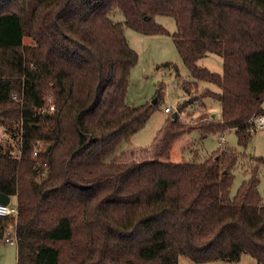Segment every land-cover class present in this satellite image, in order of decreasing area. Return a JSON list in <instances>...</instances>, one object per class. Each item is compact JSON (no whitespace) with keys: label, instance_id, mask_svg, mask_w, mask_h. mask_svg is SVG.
Segmentation results:
<instances>
[{"label":"trees","instance_id":"trees-1","mask_svg":"<svg viewBox=\"0 0 264 264\" xmlns=\"http://www.w3.org/2000/svg\"><path fill=\"white\" fill-rule=\"evenodd\" d=\"M120 10L124 19L115 21ZM171 34L192 80L171 111L151 157L127 158L123 143L163 99L126 101L138 52L125 27ZM31 40L25 43L24 38ZM223 57V72L199 64ZM162 65H170L169 62ZM198 80L212 82L200 90ZM49 95L55 110H49ZM206 97L220 118H182ZM264 114V0H0V192L19 213L0 217V238L16 221L17 264H264L260 163L231 196L240 155L219 148L204 161H173L177 139L235 129L247 146L251 120ZM37 154H34L35 150Z\"/></svg>","mask_w":264,"mask_h":264},{"label":"rangeland","instance_id":"rangeland-1","mask_svg":"<svg viewBox=\"0 0 264 264\" xmlns=\"http://www.w3.org/2000/svg\"><path fill=\"white\" fill-rule=\"evenodd\" d=\"M112 18L115 21H122L124 15L120 10H116L112 13ZM155 18L158 23L167 28L169 34H144L133 28L125 27L127 39L139 55L138 62L131 72L126 101L135 105L154 101L158 98V89L163 87V99L159 107L146 125L136 132L128 142L123 143L121 148H127V158L151 157L154 143L166 123V118L172 113L171 111L176 112L179 103L189 96L182 86L183 82L194 79L184 64L171 35L177 28L175 18L163 14H157ZM30 40L28 36L24 38L25 43H29ZM166 62H169L170 65H162ZM199 64L216 72L222 73L224 70L223 57L217 53L207 54L199 60ZM198 83L200 90L209 87L212 90L221 91L220 87L212 82L198 80ZM167 106L170 107L171 113L165 110ZM221 114V102L214 97H206L188 106L182 112V118L196 123L202 119L210 120L215 116V118H220ZM0 137L3 139L9 137L2 127H0ZM9 140L11 141L10 137ZM224 147L231 148L240 155L233 170L234 180L231 196H234L242 182L250 177L251 168L255 163L251 157L256 155L264 158V130L252 133L249 144L242 146L238 142L235 129H228L222 134L219 132L209 133L205 136H202L199 129H195L175 141L171 159L173 161H204L214 151ZM259 177V190L264 197V162L260 163ZM11 198L15 202L16 197ZM180 261L182 264H258L257 260L248 253H244L237 261L217 259L196 262L186 256H181ZM0 264H17V244L6 242L4 237L0 238Z\"/></svg>","mask_w":264,"mask_h":264},{"label":"built area","instance_id":"built-area-1","mask_svg":"<svg viewBox=\"0 0 264 264\" xmlns=\"http://www.w3.org/2000/svg\"><path fill=\"white\" fill-rule=\"evenodd\" d=\"M48 97L50 99L48 108H49V110L54 111L55 110V105L51 101L52 100V96L49 95ZM165 110L167 112H170V107L167 106L165 108ZM249 130L252 133H254V132L258 131V130H264V114L257 115V116L252 118ZM37 152H38V150L36 149L34 154H37ZM18 213H19V209H18L17 200H15V202L10 200V202L8 204H3V203L0 202V217L14 216L15 219H16L17 216H18ZM4 239H5L6 242L17 244L18 240H17V237H16V221H14V222H12V223H10L8 225L7 230H6V235L4 236Z\"/></svg>","mask_w":264,"mask_h":264},{"label":"water","instance_id":"water-1","mask_svg":"<svg viewBox=\"0 0 264 264\" xmlns=\"http://www.w3.org/2000/svg\"><path fill=\"white\" fill-rule=\"evenodd\" d=\"M153 102H156V99H154ZM176 116H177V112H174L173 115H172V117L173 118H176ZM10 200H11V196H9V195H7L5 193L0 192V202L1 203L8 204L10 202Z\"/></svg>","mask_w":264,"mask_h":264},{"label":"crops","instance_id":"crops-1","mask_svg":"<svg viewBox=\"0 0 264 264\" xmlns=\"http://www.w3.org/2000/svg\"><path fill=\"white\" fill-rule=\"evenodd\" d=\"M213 116H215V115H213Z\"/></svg>","mask_w":264,"mask_h":264}]
</instances>
